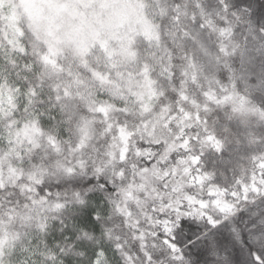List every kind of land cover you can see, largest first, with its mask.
I'll return each mask as SVG.
<instances>
[{"label": "snow or ice", "instance_id": "6c2138e0", "mask_svg": "<svg viewBox=\"0 0 264 264\" xmlns=\"http://www.w3.org/2000/svg\"><path fill=\"white\" fill-rule=\"evenodd\" d=\"M0 264H264V0H0Z\"/></svg>", "mask_w": 264, "mask_h": 264}]
</instances>
